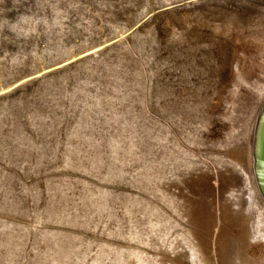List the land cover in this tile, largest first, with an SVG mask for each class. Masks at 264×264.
<instances>
[{
	"label": "rangeland",
	"instance_id": "rangeland-1",
	"mask_svg": "<svg viewBox=\"0 0 264 264\" xmlns=\"http://www.w3.org/2000/svg\"><path fill=\"white\" fill-rule=\"evenodd\" d=\"M263 102L264 0H0V264H165L231 193L264 234Z\"/></svg>",
	"mask_w": 264,
	"mask_h": 264
},
{
	"label": "bare ground",
	"instance_id": "bare-ground-1",
	"mask_svg": "<svg viewBox=\"0 0 264 264\" xmlns=\"http://www.w3.org/2000/svg\"><path fill=\"white\" fill-rule=\"evenodd\" d=\"M263 104H264V102H263ZM263 104H262V106H263ZM262 106L260 107V109L262 108ZM258 114H259V112H258ZM253 142H252V169H253L254 179L253 180L250 179V180H252L253 182L255 180L258 192L261 196L260 198H262V200L264 201V197L262 195L264 193V173H263V169L261 168V164H262L261 162L257 161V164L254 166ZM249 184H251V186L253 185L252 182H249ZM215 192H217V191H215ZM233 192L236 193V191H233ZM255 193H257L256 190H255ZM236 195H237V193H236ZM228 197L230 200L235 202V205L232 208L230 207L231 209H229V211H227L226 213H222L220 211V208H217V212H216V214H217V216H216L217 225H216V228L214 230V234L212 235V237H210L211 239L208 240L204 236V233H201V231L203 230V229H201V227H203L205 224L204 223L205 218L201 215L200 223H199V219H198V223L196 222L197 224H199L197 226L200 227V230H199L200 232L196 229L198 231V233H200V236L198 238L199 241H197L198 242L197 248L191 247V245L188 244L190 246V247H187L188 248V254L181 253V254L177 255L176 257L174 256L176 254V252L175 253L170 252L167 249L163 250L161 253H162V260H163V262H165V264H264V234L262 232V228H261L260 223H257L254 226L253 225L254 222L251 221V219L254 217V214H256V212H257L256 211V202L253 198L254 196L248 197V202H247L246 208L245 207L242 208V205H241L242 202L240 201L239 196L237 197L234 195V193H231L230 196L228 195ZM225 199H226V196H225ZM231 202L229 201L230 206H232ZM225 208H226V206H225ZM210 220H209V222H210ZM224 222L231 224V227L233 228V230L236 233H238V236L242 239V244L240 242V244L235 245L237 243L234 241L235 240V238H234V240H233L235 242L234 244L233 243L229 244V245L227 244L228 245L227 248H225V246H223L224 243H222L221 238H223L224 235L226 236V234L228 233V232H226L227 230H225V228L223 226ZM199 227H198V229H199ZM229 233H232V232L230 231ZM236 236H237V234H236ZM232 237H234L233 234H232ZM228 239H230V238L228 237ZM237 239L238 238H236V241L239 240V239L238 240ZM228 242H230V241H228ZM234 252L236 254H234ZM239 252L244 253L243 258L240 257Z\"/></svg>",
	"mask_w": 264,
	"mask_h": 264
},
{
	"label": "water",
	"instance_id": "water-1",
	"mask_svg": "<svg viewBox=\"0 0 264 264\" xmlns=\"http://www.w3.org/2000/svg\"><path fill=\"white\" fill-rule=\"evenodd\" d=\"M253 141L254 166L257 161L261 162V168L264 173V104L257 117ZM262 195L264 197V193Z\"/></svg>",
	"mask_w": 264,
	"mask_h": 264
}]
</instances>
